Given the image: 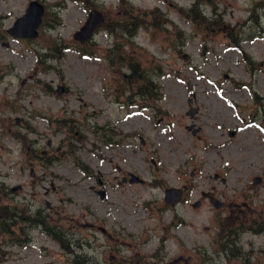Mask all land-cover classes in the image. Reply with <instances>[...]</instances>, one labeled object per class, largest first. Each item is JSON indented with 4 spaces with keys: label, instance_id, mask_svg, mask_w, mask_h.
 <instances>
[{
    "label": "rangeland",
    "instance_id": "obj_1",
    "mask_svg": "<svg viewBox=\"0 0 264 264\" xmlns=\"http://www.w3.org/2000/svg\"><path fill=\"white\" fill-rule=\"evenodd\" d=\"M30 1L0 0V264H264V0L203 3L206 22L197 0H38L37 37H11Z\"/></svg>",
    "mask_w": 264,
    "mask_h": 264
},
{
    "label": "water",
    "instance_id": "obj_2",
    "mask_svg": "<svg viewBox=\"0 0 264 264\" xmlns=\"http://www.w3.org/2000/svg\"><path fill=\"white\" fill-rule=\"evenodd\" d=\"M45 11V6L41 1L31 0L25 12L17 17L12 25L7 29L8 34L14 38H27L33 39L38 35V28L42 22V17ZM104 21L103 14L97 10L92 9L89 11L87 19L85 22L73 33V39L76 41L83 42L91 37L94 30L99 27ZM6 45L8 43H5ZM183 58L186 60L187 56L183 55ZM196 108H191L188 110L189 115H193L196 112ZM193 127V124L188 125L187 128L190 129ZM197 129L193 130L195 133ZM230 135H233V131L229 132ZM259 181V178H256ZM128 181L130 183H142L143 179L139 176L131 173ZM19 187L12 188V191H15ZM104 192L101 191L100 196L103 197ZM181 198V191L178 188H167L164 190V201L170 204L178 202ZM221 203L214 202L215 207H218Z\"/></svg>",
    "mask_w": 264,
    "mask_h": 264
},
{
    "label": "trees",
    "instance_id": "obj_3",
    "mask_svg": "<svg viewBox=\"0 0 264 264\" xmlns=\"http://www.w3.org/2000/svg\"><path fill=\"white\" fill-rule=\"evenodd\" d=\"M215 0H197L193 5H192V7L191 8H189L186 12H187V17L188 18H190V19H192V20H194V21H197V22H200V21H208V20H210L209 18H206L203 14H202V12L200 11V7L202 6V4L204 3L205 5H213V2H214ZM216 8H213L212 9V12H213V14H216L217 15V13H216V10H215ZM158 10L156 9V10H154L153 11V13L154 12H157ZM133 12V11H132ZM131 15H132V13L131 12H129ZM145 16H147L146 14H140V18L139 19H135V18H133V16L130 18V20L129 21H127V22H125V23H121L120 24V27L119 28H121V30L118 32V34H119V36H121V37H125V35H127V36H134L135 35V33H136V31L142 26V25H147V24H150L151 23V21H152V18H149V22H147V20L145 19ZM153 17H155L156 18V21L157 22H159L158 20H157V15H154ZM198 20H200V21H198ZM155 21V22H156ZM117 34V35H118ZM89 40V38L87 39V40H85V41H83V42H86V41H88ZM80 42V41H79ZM83 42H80V43H83ZM112 56V55H111ZM114 59V57H109V61L111 60V62H116V61H114L113 60ZM125 57L123 56H120L119 55V57H118V61L120 62V63H125ZM127 65L130 67V70H131V72H130V75H129V77L132 79L135 75H137L136 77H135V80L136 81H141L143 84H141L140 85V89H139V94L141 95H149V96H154L155 98H156V95L154 94V93H152V91L150 90V88H149V85H151V81H149V79L147 78V79H144L143 77H141V74H140V72L138 71V64L136 63V64H132L131 63V61H128V63H127ZM145 82H149V83H145ZM6 209H8L6 206H0V211H3V210H6ZM16 217V214H15V212H12V214H11V218H8V219H6V218H2L1 220H0V227H1V231L3 232V233H11V235H13L14 234V229H13V225L16 223V221L14 220V218ZM21 217V216H20ZM7 220H11V223L10 224H8V223H6L7 222ZM28 220H30L31 222H32V225H39V224H44L43 223V221L42 220H40V221H36V220H33V219H30V218H28ZM36 221V222H35ZM10 228H11V230H10ZM262 228H264V227H262ZM261 227H259V228H257V229H255V231L256 232H258V231H260L261 229H262ZM228 229V225H226L225 226V228L223 229V231L225 232V230H227ZM231 232V231H230ZM57 237V240L61 243V245H62V247L63 248H66L67 250H71V249H69V247L68 246H66V245H64V240L63 239H61V237L58 235V236H56ZM20 239L19 238H17V241H19ZM222 249L223 250H225V248H224V246L222 247ZM71 253H73V252H71ZM233 254V253H232ZM74 257L76 258V259H78L79 258V255L77 254V253H75V255H74ZM76 259H74L73 261H75V262H78V263H76V264H85V263H89L90 261L88 260V258H82L81 259V261L80 260H76ZM79 262H81V263H79Z\"/></svg>",
    "mask_w": 264,
    "mask_h": 264
},
{
    "label": "flooded vegetation",
    "instance_id": "obj_4",
    "mask_svg": "<svg viewBox=\"0 0 264 264\" xmlns=\"http://www.w3.org/2000/svg\"><path fill=\"white\" fill-rule=\"evenodd\" d=\"M101 25H102V24H101ZM101 25H100V26H101ZM100 26L97 27V28L94 30L92 36L94 35V33H95L96 31H98V29L100 28ZM92 36H91V37H92ZM122 57H123V56H122ZM115 59L118 60V57L115 56ZM192 124H193V123H192ZM187 129H188V128H187ZM195 129H197V131H200L201 127H200V126L195 127V125H194V126L191 127L189 130H192V133H193V130H195ZM193 134H194V133H193ZM126 181H127V177L123 176V178H122V182H126ZM99 182L101 183L102 181L100 180ZM102 192L105 193V191H102ZM99 193H101V192L99 191ZM103 197H104V195H103ZM214 202H216V203L219 202V203H221V204H220L218 207H215ZM212 203H213V205H214L215 208H219V207H222V206H223V202H222V201H219L218 199H212Z\"/></svg>",
    "mask_w": 264,
    "mask_h": 264
}]
</instances>
